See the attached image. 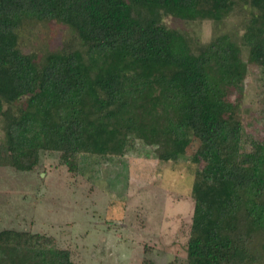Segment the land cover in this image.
<instances>
[{"label":"trees","instance_id":"16d2710c","mask_svg":"<svg viewBox=\"0 0 264 264\" xmlns=\"http://www.w3.org/2000/svg\"><path fill=\"white\" fill-rule=\"evenodd\" d=\"M239 12L247 18L239 42L223 34L196 50L183 32L162 23L163 15L219 23ZM54 20L76 32L89 57L104 54L120 64L91 80L76 52L37 63L19 50L21 28ZM247 64L264 76V0H0V167L30 172L40 151H48L75 173L78 155L105 149L140 95L145 106L136 134L167 148L160 160L176 161L199 142L193 160L203 168L192 187L186 258L176 264H258L264 141L245 139L229 99ZM159 110L167 116L161 126L150 121ZM0 264L75 263L50 237L1 230Z\"/></svg>","mask_w":264,"mask_h":264},{"label":"rangeland","instance_id":"374dc122","mask_svg":"<svg viewBox=\"0 0 264 264\" xmlns=\"http://www.w3.org/2000/svg\"><path fill=\"white\" fill-rule=\"evenodd\" d=\"M246 19L240 12L219 23L163 15L162 23L183 32L196 50L223 34L239 42ZM17 37L19 50L37 63L51 53H78L91 80L120 64L104 54L89 57L76 32L55 20L27 24ZM241 58L247 62L244 48ZM126 71L132 72L131 67ZM229 99L245 139L263 142L264 76L256 65L247 64L242 83ZM130 104L105 149L78 155L75 173L68 171L59 153L48 151H40L39 163L30 172L0 167V231L50 237L56 247L70 250L75 264L184 262L194 206L192 187L203 168L193 160L199 142L193 141L176 161L160 160L167 148L146 143L136 134L135 118L144 115L141 96H133ZM151 114L150 121L157 126L167 117L160 110ZM4 125L0 118V143ZM255 239L260 247L261 239ZM259 253L258 264H264V253Z\"/></svg>","mask_w":264,"mask_h":264}]
</instances>
